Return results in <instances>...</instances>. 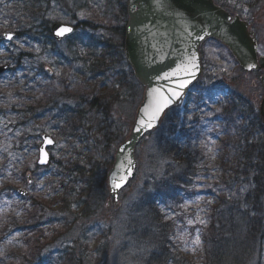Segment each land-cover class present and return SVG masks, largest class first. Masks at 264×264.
I'll return each instance as SVG.
<instances>
[{
	"label": "rangeland",
	"instance_id": "obj_1",
	"mask_svg": "<svg viewBox=\"0 0 264 264\" xmlns=\"http://www.w3.org/2000/svg\"><path fill=\"white\" fill-rule=\"evenodd\" d=\"M50 1L56 2L54 9L49 15V20L52 22L84 23L87 27L86 22L88 23V21L96 23L94 20L96 12L102 18L100 22L92 23L96 26L94 30L89 29V27L80 29L73 37L57 46L59 53L70 58L72 53L78 51L75 49L78 43L85 46L89 45V38L114 44V50H118L121 39L119 28L126 24V19L122 12V7L123 4L126 5V0ZM231 3H234V0ZM3 4L4 6L10 5L8 1H3ZM244 14V17L250 20L256 32L259 42V53L262 55L264 53V0L260 1L255 6V9L252 11L247 10ZM29 46L22 38H16L10 44L3 43L0 45V64L9 62L11 66H16L18 60L15 62L12 55L25 53L19 55L21 64L18 68L0 77V165L7 161L9 164L8 168L13 167L9 174L0 178V264H18L19 259L29 251L26 244V240L29 238L28 230L16 231L18 227L12 226L11 217L13 216L22 221L25 215L30 211L33 212V208L36 206V200L33 202L34 198L37 199L38 196L44 194L47 187L45 171H40L42 173L37 172L34 182L28 187V184L23 179V173L20 174L18 170L24 171L25 168H35L36 149L39 144L40 134L42 132L49 133L48 126H43L45 124L44 121L41 127L40 121L27 119V126L22 128L20 126L21 120L18 118L17 110L19 107L17 101L20 98L17 90L22 91L31 84L37 85L43 81L42 77L37 76L30 68L31 66L26 65L32 59L33 61L38 59L35 55L27 54V52L39 53V48L36 45L33 50ZM26 49L29 51H26ZM201 53L207 70L201 88L203 87L206 91H211L215 95L213 96V101L209 102L208 100L203 109L200 110L202 117L199 119L197 128L192 125L196 112L193 113L192 105L188 106L191 109V114L187 119V124L189 128H195L196 133L186 140L185 147L194 151L195 146L205 145L208 163L204 165L203 162L204 167L201 169V174L197 178L195 177L187 188L188 195L193 194L190 198L185 197V200L178 204L169 202L166 209H161L162 213L165 212L168 220L174 225L172 240L175 248L192 264H203L204 242L202 227L206 225L208 215L214 208L219 207L220 195L230 194L220 181L221 174L215 165V162L221 161L222 151L220 149L221 147L223 149V140L226 139L227 135L230 136L228 140L231 139L226 145L234 152V146L238 145L233 142L238 139L237 137H240L236 133L241 132L244 128V126L239 124L238 120L233 117L227 118V113L222 114L221 111L227 106L231 98L227 94L232 91L235 95L243 96L249 102L250 106H247V110L251 111L250 109L252 108V113L248 114L250 118L259 113L260 103L264 96V89L260 83L261 74L243 72L229 51L220 43L208 41L202 46ZM82 55L86 57L87 61L83 62V60L79 59L82 65L78 64L77 68L74 69L77 71L82 70L83 75L89 77L91 74L84 70H89V63H91L93 56L89 55L85 48ZM39 59H41L40 64H44L43 66L53 68L58 78H61V75H65L75 81V75L72 74L74 72H71L72 69L57 63L53 53L49 52ZM105 71L116 78V80H118V72L125 73L127 81L134 84V87L130 89L124 86L121 87L118 91V93L120 92V102H113L107 117L94 114L93 124L97 125L98 122L102 126L107 124V129L110 131L115 132L119 129V131H122L120 134L128 136L144 90L137 85L125 61L116 62ZM79 81L81 82V80ZM114 83L118 85V82ZM16 84L18 85L17 88ZM40 84H38V90H41ZM101 90L100 86L96 89V91ZM193 92L200 93L201 89H196ZM10 99L12 101H9ZM9 102L11 103L8 105ZM69 103H73V101L67 100L64 107L69 108ZM185 104L180 108L181 118H183L187 108ZM40 112L41 110L38 113ZM221 120L224 122H220ZM228 120L231 124L234 120L236 123L229 127ZM49 122L50 119L47 123ZM169 124L170 120L168 117L162 123L160 130L163 131H158L152 136L146 137L137 148V176L121 192L118 209L113 206L109 207V189L106 179L103 180L101 177L102 172L99 170V172H94L91 177H88V181L93 185L90 188L92 190L91 194L87 197L90 202L87 209L88 217L79 218L77 216L78 218L74 220H72L73 217L69 218V221H71L70 230L65 235L56 236V232L63 231L57 224L47 232V239L44 242H49V245L45 246L46 248L44 247L42 258L53 255L51 260L47 261V264L57 263L60 254L64 250L67 252L68 250H74L77 259L81 260L79 264H142L141 260L149 243L142 238V232L146 225L140 223L141 219L138 220L142 215V212L139 213V207L142 205L144 192L155 193L157 191V182L161 177L165 176L169 160L162 156L158 147V139L166 133ZM102 131H105V128ZM198 131H201L199 136H197ZM256 134L260 135L257 132ZM110 139L111 141L113 140V135L110 136ZM258 139L261 140V137H257L254 140L257 141ZM97 140L101 143L105 140L104 137L102 138V133L90 134L89 140L86 141V148L76 143L71 147V150L68 147V142L61 140L56 148L52 150V155L54 160L58 162L64 158H76L75 154L77 152L80 154L84 151L88 153L86 157L88 158L92 149L91 142L96 143ZM121 140L118 139L117 135L114 141L110 143L113 144L110 149L111 154H113L114 149ZM76 150L77 152H75ZM99 157L97 155L96 159H99ZM85 163L83 161L81 165L85 167ZM227 163L233 164V159L230 158ZM59 167L55 164L53 165L52 168L55 174L59 173ZM68 167H74V165ZM38 173H40V177L37 176ZM79 181H75L76 190L80 189L77 187ZM6 183H10L12 193H10L8 187H3ZM14 185L18 187L12 190ZM22 186L31 192L33 200L19 197L16 194V189ZM240 197L241 193L234 188L231 200H238ZM262 203L264 206V199ZM232 205L233 202L230 201L227 205L222 206L221 210L228 212L230 210L227 208ZM84 208V206L78 207L77 204L73 206V209L78 214L82 213ZM46 211L51 219L57 217L56 208L54 210L47 209ZM41 240L43 241V239ZM243 264H264V252L260 253L258 245L255 246V252L253 251L251 255L248 254L244 259Z\"/></svg>",
	"mask_w": 264,
	"mask_h": 264
},
{
	"label": "trees",
	"instance_id": "obj_2",
	"mask_svg": "<svg viewBox=\"0 0 264 264\" xmlns=\"http://www.w3.org/2000/svg\"><path fill=\"white\" fill-rule=\"evenodd\" d=\"M3 1H8L10 5L4 6ZM231 1L220 0L225 9L244 17V12L247 10L252 11L262 0H234V3H231ZM55 4L56 2L50 0H0V34L6 31L15 32L19 38L24 39L30 45V49L33 50V47L38 45L44 55L54 51L56 43L50 35L51 21L49 15ZM122 12L126 19L125 4H123ZM94 20L96 23L102 20L98 12L94 14ZM92 23L96 24L88 21L86 25L89 29L94 30ZM119 32L121 39L118 50L113 49L114 44L90 39L92 43L85 48L88 50L89 55L93 56L91 63H89L91 75L88 78L89 80L84 81L83 85L79 86V84L72 83L71 79L67 78L61 83L64 88L63 91L58 88L61 85L56 86V84L45 86L46 89H49L44 94L36 90L35 84L22 91L17 90L20 98L17 101L19 107L17 111L22 113L26 119L34 120L37 109L42 108L46 110L47 118H57L58 121H61V135L58 141L64 138L68 142L70 150L76 142H79V130L76 121L78 120V124L82 125L83 119L81 118L82 114H78L79 108L73 110L64 107L60 98L70 96L82 99L85 92L87 95L85 101H87L90 111V122L88 125H84L87 129L85 141L81 139L79 144L83 145L84 148L87 147L86 141L89 140V133H102V138L105 139L102 143L98 140L96 143L91 142L92 149L88 158H86L88 153L83 151L80 154L76 153V158L59 160V165H61L58 166L59 173L55 174L52 168L53 164L47 169H41L45 170L46 173V192L38 196L37 199L34 198L33 202L36 200V206L33 208V212L30 211L27 214L25 223L13 216L11 217L13 227H22V229L28 230L27 233H29V238L26 240L29 251L19 259L18 264H47V261L53 257V255L47 258L41 256L46 248L45 246L49 245V242H44L47 239V232L57 224L63 231L56 232V236L65 235L70 230L71 221H69V218L73 217L72 220H74L78 217H88L87 209L90 202L87 197L91 194L92 190L90 188L93 186L88 181V177L100 170L102 179L107 178V172L113 162V154L110 152L113 144L110 143L114 141L117 135L118 139L123 140L125 138V135L120 134L122 131H119V129L115 133L107 129V124L104 126L99 122L97 125L93 124L94 114L107 117L113 102H120V92L118 93V91L121 87L124 86L129 89L134 87V84L127 81V76L123 72H118V80L112 76H108L107 80L101 77L108 66L124 61L125 25L119 28ZM1 42L2 39L0 38ZM79 47L80 45H77L78 50H81ZM26 51L29 50L26 49ZM21 54L25 53L12 55L15 62L18 60L16 68L21 64L19 62V55ZM27 54L37 57L35 52H27ZM77 63L78 60H73L69 68ZM26 65L31 66L30 68L34 70L36 66L40 65V62L38 59L34 61L32 59ZM204 70L206 74V64H204ZM131 75L133 76L132 72ZM81 78H83L82 74ZM114 82H118V85L124 84L118 86ZM201 85L202 82L200 81L189 93L187 109L183 119L178 109L171 110L167 114L170 120L168 130L158 139V147L162 156L169 160V164L165 176L157 182V191L155 193L145 191L142 205L139 207V213L142 212V215L138 220L141 219L140 223L146 225L142 232V238L149 243L141 260L142 264H192L175 248L172 240L174 225L168 220L165 212L162 213L161 209H166L169 202L178 204L183 202L185 197L190 198L193 194L188 195L187 188L191 185L193 179L201 174L202 167L208 163L206 160L208 156L204 153V150H200L195 146L194 151H192L193 149L185 147L186 140L196 133L195 128H189L187 124V119L191 114V109L188 106L192 105L193 113L196 112L192 125L197 128L200 110L208 100L212 102L215 95V93L213 94L211 91L201 88ZM17 86L16 84V88ZM99 86L102 90L96 91ZM72 87H74L73 90ZM196 89H201V92L194 93L193 91ZM40 93L43 95H40ZM228 96L232 100L221 112L222 114L227 113V118L233 117L238 120L244 128L241 132H238L240 137H237L238 139L233 142L238 145L235 147L234 153L228 150L226 142V144L224 143L221 161L215 162L221 174L220 181L230 194L220 195L219 207L214 208L208 215L207 223L202 227L203 264H243L248 254L251 255L253 251L255 252L256 245H258L261 254L264 252V223L260 213L261 201L264 196V147L261 146L262 141H259V139L254 140L259 136L261 137L256 132L260 134L259 130L264 132V128L259 114L256 113L251 118L248 115L252 113V108L251 111L247 110V106H250V104L243 96L235 95L234 92H230ZM40 98L43 100H37ZM234 122L236 123L235 120ZM103 128H105V131H102ZM111 135H113L112 141L110 139ZM199 135L200 131L197 132V136ZM97 155L100 156L99 159H96ZM230 158L234 160L231 165L227 163ZM83 161L86 162L85 167L81 165ZM67 165H74V167H68ZM8 166L7 161L0 165V178L13 170L12 166L11 168H8ZM18 170L20 174L23 173V179H25V171L28 169ZM36 173L37 170H33V179H35ZM40 173L37 176L40 177ZM50 173L51 175H49ZM76 180H80L77 183L79 190H76ZM3 187H8L10 193H12L10 183L4 184ZM12 187V190H14L18 186L14 185ZM234 188L241 193L238 200H231ZM230 201L233 202V205L227 208L230 211H222L221 207L227 205ZM76 204L78 207H85L82 213L78 214L73 209ZM54 208L57 209V217L59 218L51 219L46 210H54ZM45 243L47 244L45 245ZM58 259L59 261L55 264H79L81 262L77 259L74 250H68V252L64 250Z\"/></svg>",
	"mask_w": 264,
	"mask_h": 264
},
{
	"label": "water",
	"instance_id": "obj_3",
	"mask_svg": "<svg viewBox=\"0 0 264 264\" xmlns=\"http://www.w3.org/2000/svg\"><path fill=\"white\" fill-rule=\"evenodd\" d=\"M127 2L128 23L124 54L136 79L144 87V94L137 109L131 133L116 149L114 164L108 173L109 195L114 200L115 207L119 206L122 189L136 177L135 152L137 146L147 134L160 127L169 110L180 107L184 103L189 89L200 80L203 74L200 48L207 40L215 39L227 47L244 72L264 71V57L258 56L257 39L249 24L238 15L232 16L217 6L213 0H195V3L192 0H175L174 4L172 0H165V6L161 8L156 7L155 0H127ZM175 11H181L183 15L177 16L174 14ZM60 26L68 25L56 23L51 28L56 41H62L74 31L72 26H68L73 29L72 33L65 37H57L55 30ZM6 34L8 33L3 35L4 39ZM198 35L204 36V39H198ZM13 37L15 38V34ZM193 55L197 64L196 75L191 83L183 89L180 99L165 110L153 129L135 131V128L139 127L138 121L143 117V108L148 103V91L155 87L167 89L175 86L173 80L165 81L158 77L162 76L164 72L172 71L178 64L185 63ZM252 63L256 67L249 69L248 65ZM8 70L9 65L0 66V75ZM260 81L264 88V75L261 76ZM260 112L264 117V97L260 104ZM42 139L43 144L40 149L43 148L48 155L46 162L41 163V152L39 151L38 165L45 167L50 163L48 149L55 143L48 135H43ZM48 139L52 140L51 144L46 143ZM129 169H131L130 174ZM114 173L117 179L120 176H127V182L115 190L111 183ZM17 193L20 196L30 197V193L23 189H18Z\"/></svg>",
	"mask_w": 264,
	"mask_h": 264
},
{
	"label": "snow or ice",
	"instance_id": "obj_4",
	"mask_svg": "<svg viewBox=\"0 0 264 264\" xmlns=\"http://www.w3.org/2000/svg\"><path fill=\"white\" fill-rule=\"evenodd\" d=\"M173 4L175 0H172ZM195 3V0H192ZM155 5L157 8L165 6V0H155ZM175 15L182 16L181 11H175ZM73 29L68 26H60L55 30V35L57 37H65L67 34L72 33ZM13 34L8 33L5 36V39L11 41L13 40ZM198 39L203 40L204 36L198 35ZM264 55V53H262ZM249 69H254L256 65L254 63L248 65ZM197 68L196 58L193 55L185 63L178 64L175 69L169 72H164L162 76L158 77L159 79L169 81L173 80L175 86L168 87L163 89L160 87L152 88L148 91V103L143 108V117L138 121L139 127L135 128V131L140 132L142 129H153L159 122L162 114L165 110L168 109L175 101L179 100L183 95V89H185L190 83L191 80L195 77ZM186 77V78H185ZM46 143L51 144L52 140H46ZM41 157L40 162L45 163L47 160V152L41 148ZM131 163V161H129ZM123 167V166H121ZM131 169H129V174ZM127 182V176H120L118 179L114 173L112 176V188L119 189Z\"/></svg>",
	"mask_w": 264,
	"mask_h": 264
},
{
	"label": "flooded vegetation",
	"instance_id": "obj_5",
	"mask_svg": "<svg viewBox=\"0 0 264 264\" xmlns=\"http://www.w3.org/2000/svg\"><path fill=\"white\" fill-rule=\"evenodd\" d=\"M73 72L75 73V81H73L71 79V82L72 83L79 84V86H80V85H83L84 84V81L86 82V80H89V79L85 78V76L82 74L81 71H77V72L73 71ZM81 74L83 75V80L81 78ZM79 80H81V82ZM73 88L74 87H72V90H73ZM82 96H83L82 99H80V98H72V97H70V98H68L66 100L64 99V101L72 100L73 103H69L70 104V107L69 108H72L73 110L75 108H79L78 109V114H82V117H81L83 119L82 120V125L78 124L79 123L78 120L76 121V126H77V128L79 130V135H78L79 136V142H76V143H80V140L81 139L85 141L86 134H87V129L84 127V125H86V124L88 125L89 122H90V120H89V118H90V111H89L88 103H87V101H85V99H87V95L84 92ZM38 100H43V99L40 98ZM63 104H65V102H63L62 105ZM40 109H42V108H40ZM52 120H53L52 133H55L56 135L60 136L61 135V131H60L61 121H58L57 118H52ZM262 126L264 128V121L262 123ZM63 140L65 141L64 138H62V141ZM260 141H262L261 142V146L264 147V132L263 131H261V140ZM263 208H264V206H263Z\"/></svg>",
	"mask_w": 264,
	"mask_h": 264
},
{
	"label": "bare ground",
	"instance_id": "obj_6",
	"mask_svg": "<svg viewBox=\"0 0 264 264\" xmlns=\"http://www.w3.org/2000/svg\"><path fill=\"white\" fill-rule=\"evenodd\" d=\"M55 23L53 22L52 25H54Z\"/></svg>",
	"mask_w": 264,
	"mask_h": 264
}]
</instances>
